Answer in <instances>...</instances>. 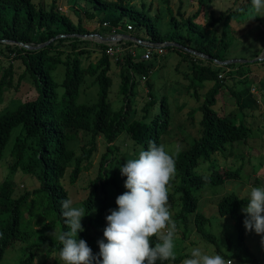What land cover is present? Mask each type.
Segmentation results:
<instances>
[{
  "label": "trees",
  "instance_id": "obj_1",
  "mask_svg": "<svg viewBox=\"0 0 264 264\" xmlns=\"http://www.w3.org/2000/svg\"><path fill=\"white\" fill-rule=\"evenodd\" d=\"M56 1L47 9L42 1L36 3L34 0H0V43L5 45V49L0 50V55L7 54L11 61H19L24 68L15 85L11 63L4 69L0 80V159L10 137L14 134L9 148V154L14 161L10 166L8 177L0 183V264L4 255L17 247L22 248L24 253L18 264H37V261L41 260L37 250L41 249L47 254V258L40 264L48 262L61 264L58 253L62 245L56 240V234L67 230L63 224L64 218L60 214L61 202L70 199L68 190L64 186V179L68 178L70 185L78 181L81 173L90 168L97 151V139L107 134L106 151L100 156L98 163L99 175L104 173L100 192L105 194V184H107L123 194L125 191L122 188L126 177L121 176L119 166H123L128 159L136 158L140 151L146 150L149 141L161 145L162 137L167 133L171 122L166 96L162 95L160 98L155 96L153 87L149 83L152 62L156 56L144 61L138 55L133 57L127 50L123 51L122 63L118 61L115 63L119 64L121 79L119 93L124 94V105L114 110L110 101L113 80L109 75L112 57L106 53L107 46L100 43L101 50L97 61L88 62L83 66L82 61L88 53L81 54L76 51L77 43L82 41L79 36L87 32L80 23L75 25L66 15L60 13ZM212 1L197 0L198 5L203 8L211 5ZM97 3L99 11L105 12L101 22L109 24L112 32L121 34L123 32L120 28L121 21L127 17L131 25H125L124 31H127V26L133 30V24L144 29L146 36L139 34L135 36L137 39L152 43L177 44L208 56L210 62L229 60L226 53L232 38L227 30H224L221 38L213 36L204 46L192 44L189 31L202 34L201 28L194 23L196 15L185 21L188 30L186 35H183L178 32V23L171 10H168L173 31L161 33L155 19H150L143 12H131L127 0H116L115 3L97 0ZM249 6H251L250 0H243L239 7L222 12L217 18L211 13L213 24L221 21L227 24ZM117 13L118 15L115 16ZM4 41H11V45L5 44L8 42ZM19 43L43 46L29 50ZM65 43L71 44L70 51L73 53L71 58L68 51L63 48ZM130 45L131 43L128 42L126 47ZM165 48L177 52L181 60H186L191 54L175 46ZM189 61L191 74L184 76L189 82L186 92L192 90L198 99L200 90L208 85L210 88L204 95L202 105L197 109L201 115L198 122L199 136L186 150L173 155L176 161V175L171 181L168 202L171 212L179 206L173 218L183 225V233L192 222L202 238L215 243V237L206 228L207 218L198 211V194L206 187L216 188L228 181L241 179L243 164L250 161L248 155L254 150L248 145L253 135L243 112L254 102L251 101L250 95H247L248 98L243 97L247 94L246 90L243 93L230 90L239 114L230 116L222 111H216L214 107L224 88V84L218 79L219 68L207 65L201 59L193 58ZM256 61L253 65H256ZM248 67L245 71L250 70ZM61 69L63 76L60 79ZM223 69L228 70L227 75L244 76L245 74L243 63L228 65ZM134 74L145 78L150 96L142 107V114L139 117H134L136 116L134 101L127 96L133 93V88L136 86L132 78ZM88 79H92L89 88L95 86L97 90L96 100L90 103L80 101ZM24 80L33 82L36 96L19 104L11 102L14 106L12 108L2 107L5 93L12 87L18 91ZM151 110L153 112L149 114ZM80 131L88 134L90 138L78 153L69 148V143ZM122 137L129 139L131 146L129 153H124L117 147ZM240 146H243L238 155L241 156V164L234 167L226 159L233 156L238 158L236 150ZM244 149L248 151L247 155ZM112 151L118 154V157L110 160L108 155ZM220 159L223 163L219 162ZM110 161L114 167L109 165ZM70 165H72L71 170ZM17 171L25 175L37 171L38 187L16 195L13 177ZM91 185L93 189L83 203L86 210V216L83 218H86L87 223L81 224L83 231L77 234V239L85 240L89 247L88 241L93 237L91 229L96 224H103L94 221L93 215H100L104 210L96 208L92 212L98 199V192L96 182L89 184ZM175 195H179L177 200L174 198ZM246 203L245 199L235 194L226 195L217 203L218 214L221 217L227 216L233 221L237 244L245 251H247L245 234L248 231L243 224L246 215L242 212V208ZM92 253L96 254L93 251ZM181 261L182 257L176 256L175 261H157V264H180Z\"/></svg>",
  "mask_w": 264,
  "mask_h": 264
},
{
  "label": "rangeland",
  "instance_id": "obj_2",
  "mask_svg": "<svg viewBox=\"0 0 264 264\" xmlns=\"http://www.w3.org/2000/svg\"><path fill=\"white\" fill-rule=\"evenodd\" d=\"M36 3L42 1L46 8L49 9L50 5L55 0H34ZM116 0H103L104 3L112 2ZM129 4V10L131 12H143L146 13L150 19H155L158 24L159 31L161 33L172 32L173 27L170 19L171 15L168 10H171L173 17L178 23L177 30L179 33L186 35L187 26L185 21L196 15L194 23L201 28L202 34L195 31L190 32V38L193 45L204 46L213 36L221 38L224 30L229 32L232 38L231 44L227 51V57L232 60L231 64L235 65L243 63L250 70L245 71L244 76L238 74L227 75V69H223L226 66H221L216 62H210L209 59L203 58L196 54H189L186 60H181V57L177 52H173L169 49L164 50V54L156 56L153 60V68L150 72L149 83L153 87L155 96L160 98L165 95L170 107L171 122L168 127L167 133L162 137V145L171 154H176L186 150L191 142L199 136V120L201 118L200 112L197 109L202 105L204 95L210 88V85L200 90L199 98L197 99L192 90L186 92L188 86V80L184 77L185 74L190 75L189 69L190 59L203 60V62L212 67L217 66L219 68L220 76L218 79L224 84L222 93L219 95L218 103L214 107L216 111H222L226 115L236 116L239 114V109L235 103L233 97L230 94V90L243 93L244 90L247 94L243 97L250 95L252 102L251 106H247L244 110L245 121L251 126L252 137L249 141V146L253 148L250 156V161L243 164L244 168L241 173V179L236 181H228L223 186L212 188L206 187L198 194V211L201 212L208 220L206 228L215 237V243L202 238L195 229L192 222L188 225L187 231L183 233V225L176 222L173 218L174 214L178 211L179 206H176L172 213V219L177 225V235L175 238L176 244V256H181L182 264L183 260L188 257L191 248L201 247L208 253H216L222 255L226 260H232L233 264H264V243H262V235H257L254 231H248L245 234V245L247 251L237 244V235L233 225V221L229 217H221L217 212V203L226 195L235 194L240 198H243L250 187L256 185H264V16L255 14L251 6L245 10L240 11L236 18L226 22H216L213 24L211 13L217 18L222 12L230 10L235 7H239L243 0H213L211 5L203 8L198 5L197 0H127ZM56 3L59 6V12L66 15L73 24H81L84 30L87 32L86 36L100 35L111 33L113 30L109 24L104 26L101 22L105 12L99 11L96 6L97 0H57ZM120 12V11H118ZM115 14V16H117ZM255 16V17H254ZM254 17V18H253ZM125 25H131V22L127 17H124L121 21V34L129 35L131 37L144 35L143 27L133 24V30L127 29L124 31ZM229 30V31H228ZM80 42L77 43V51L81 54L88 53L84 56L82 61L83 66H86L88 62H96L100 55V43L95 41L94 37H81ZM11 45L10 43H5ZM63 48L68 51L70 58L73 56L71 53V44L65 43ZM0 43V50H4ZM124 49V47H123ZM138 56H141L144 52V48L138 46L134 49ZM85 53V54H86ZM117 58V59H116ZM111 70L109 75L113 80V84L110 91V101L113 109L118 110L124 105V94L119 93V87L121 86V79L119 76V64L122 63V52L118 53L116 57L111 58ZM261 59V60H259ZM257 60V61H256ZM118 63H115L117 62ZM256 61V65L253 63ZM180 62V63H179ZM13 65L14 78L13 84L15 85L19 74L24 70L19 61H11L7 54L0 55V80L3 76L4 69L9 64ZM179 63V65H178ZM163 65V66H161ZM228 66V65H227ZM231 71L233 68L230 69ZM60 79L63 76V69L59 72ZM132 78L136 82V86L133 88V93L128 94L130 99L134 101V111L136 116L139 117L142 114V107L150 99L148 94L149 89L146 84V80L142 79L140 75L134 74ZM244 81V82H242ZM92 85V79H88L85 85V91L81 94L80 101L93 102L96 100L95 86L89 88ZM36 96V89L31 80H24L18 91L13 87L9 89L4 96V103L2 107L12 108L14 104L25 102ZM248 98V97H247ZM5 109V108H4ZM153 110L149 114H151ZM155 112V110H154ZM16 132V130H15ZM14 135V134H13ZM13 135L10 137L6 150L2 158L0 159V183L6 179L9 175L10 166L14 161L13 157L9 154L10 143ZM89 135L80 131L77 137L69 143V148L80 153L81 147L89 141ZM108 135L100 136L97 139V151L94 154L93 161L90 168L87 171H83L78 181L70 185L64 179V186L68 190L70 200L73 202L74 207L83 206L84 201L93 189V185L90 183L96 182L98 199L94 205V209L103 208V212L100 215H93L94 221L103 224H96L91 233L93 237L88 241L90 248L94 253L99 252L97 244L98 240L103 239V229L106 227L105 217L110 214L111 210H116L117 205L115 203L116 197L121 195L119 191L112 186L105 184V194L100 192L102 184L104 182V173L98 172V163L100 156L106 151ZM32 143L30 144V148ZM119 150L124 153H129L131 146L127 137H122L117 143ZM245 147V146H244ZM30 148L28 151H30ZM243 146L237 148V156L240 154ZM245 154L247 155L246 149ZM118 157V154L111 152L108 155L110 160ZM120 158V157H119ZM241 156L236 158H227V162L234 167L239 166ZM246 158V157H245ZM223 163L222 159L219 160ZM122 163H120L121 165ZM109 165H112L110 161ZM107 166V165H106ZM110 166H108L110 168ZM122 166V165H121ZM106 167V168H108ZM72 165L69 166L71 170ZM253 170H255L253 172ZM37 171L31 174H23V172L17 171L13 177V186L15 194H20L23 191H30L35 187H38L39 182L36 178ZM104 186V187H105ZM122 188V187H121ZM124 191L126 189L122 188ZM175 200L179 198V195H175ZM192 219V217H191ZM87 223L86 218H82L81 224ZM37 255L41 260L37 261L40 264L42 260L47 258V254L41 249ZM236 256V257H234ZM24 257L22 248L17 247L14 251H8L3 258L2 264H18ZM52 259V258H50ZM46 264H49L46 263Z\"/></svg>",
  "mask_w": 264,
  "mask_h": 264
},
{
  "label": "clouds",
  "instance_id": "obj_3",
  "mask_svg": "<svg viewBox=\"0 0 264 264\" xmlns=\"http://www.w3.org/2000/svg\"><path fill=\"white\" fill-rule=\"evenodd\" d=\"M250 3L255 14L264 16V0H250ZM175 163L173 154L164 145L149 141L146 150L119 166L121 176L126 177L123 184L126 191L116 197L117 209H110L105 217L103 239L97 241L99 252L95 255L85 240L77 239V234L83 231L81 220L86 216L85 208L74 207L70 199L62 201L60 214L67 230L56 234L62 245L58 253L61 264L175 261L177 225L168 202L171 181L176 175ZM243 199L247 201L242 208L246 215L245 230L262 235L264 243V185L250 187ZM182 264H233V261L193 247Z\"/></svg>",
  "mask_w": 264,
  "mask_h": 264
},
{
  "label": "built area",
  "instance_id": "obj_4",
  "mask_svg": "<svg viewBox=\"0 0 264 264\" xmlns=\"http://www.w3.org/2000/svg\"><path fill=\"white\" fill-rule=\"evenodd\" d=\"M104 26H107V24L104 23ZM127 29L130 30V27L127 26ZM127 36L119 34L117 32H112L110 34L102 36L103 38H106V40L100 41L98 38H96L95 35H92L95 41H98L99 43L105 44L107 46L106 53L112 58L116 57L118 53H121V52L123 53L124 50H127L131 54V56L136 57L137 54L134 51V49H136L138 46H141L144 48V52L140 56V59L144 61H148L152 59L153 56L155 55L160 56L164 54V50L166 49L164 43H152L150 41L140 40V39H137L131 36L130 38ZM128 42L131 43V45L129 47H126V44ZM142 79H145V78L142 77Z\"/></svg>",
  "mask_w": 264,
  "mask_h": 264
},
{
  "label": "water",
  "instance_id": "obj_5",
  "mask_svg": "<svg viewBox=\"0 0 264 264\" xmlns=\"http://www.w3.org/2000/svg\"><path fill=\"white\" fill-rule=\"evenodd\" d=\"M91 36H92V35H90V36L83 35V36H81V37H91ZM95 36H96V38H98L100 41H104V40H106V38H103V37L100 36V35H95ZM126 36H127V35H126ZM60 37H63V36H60ZM127 37H130V36H127ZM130 38H131V37H130ZM4 42L11 43V41H4ZM45 44H47V43H45ZM45 44H44V45H45ZM164 44H165V47L175 46V47L180 48V49H183V50H185V51H187V52H189V53L196 54V55L201 56V57H203V58L209 59V57L206 56V55H204V54H201V53H198V52H195V51H192V50L186 49V48H184V47H182V46H180V45L178 46L177 44H173V43H164ZM19 45L22 46V47H24V48H26V49H29V50H36V49H39L40 47L43 46V45L30 46V45H25V44H21V43H19ZM259 60H261V59H259ZM214 62L218 63V64L221 65V66H227V65L231 64V62H233V61H232V60H227V61L219 62V61H217V60H214Z\"/></svg>",
  "mask_w": 264,
  "mask_h": 264
},
{
  "label": "bare ground",
  "instance_id": "obj_6",
  "mask_svg": "<svg viewBox=\"0 0 264 264\" xmlns=\"http://www.w3.org/2000/svg\"><path fill=\"white\" fill-rule=\"evenodd\" d=\"M222 157V156H221ZM226 171V170H225ZM211 233V232H210ZM204 237V236H203Z\"/></svg>",
  "mask_w": 264,
  "mask_h": 264
}]
</instances>
